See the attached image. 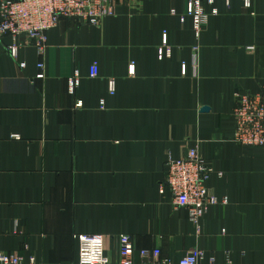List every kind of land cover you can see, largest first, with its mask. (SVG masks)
Wrapping results in <instances>:
<instances>
[{
	"label": "crops",
	"instance_id": "0c3cea01",
	"mask_svg": "<svg viewBox=\"0 0 264 264\" xmlns=\"http://www.w3.org/2000/svg\"><path fill=\"white\" fill-rule=\"evenodd\" d=\"M185 2L112 0L97 25L61 19L42 55L18 35L16 60L11 36L0 37V251L77 264L78 236L98 234L108 264H120L126 234L173 260L199 249V264H264V151L233 141L232 116L236 92L264 86V0H214L197 39L191 19L180 21ZM163 32L172 55L159 60ZM191 147L212 168L209 192L227 199L197 225L160 189L167 156Z\"/></svg>",
	"mask_w": 264,
	"mask_h": 264
},
{
	"label": "built area",
	"instance_id": "2783aa9c",
	"mask_svg": "<svg viewBox=\"0 0 264 264\" xmlns=\"http://www.w3.org/2000/svg\"><path fill=\"white\" fill-rule=\"evenodd\" d=\"M112 0H0V37L8 34L12 43L6 46V52L14 60L22 43L17 36L24 34L32 42L38 55H42L46 48L47 31L55 27L63 18H68L77 24L97 25L108 15L114 14ZM244 8L251 9L252 0H241ZM205 5L210 7L209 11ZM176 14L175 9L169 12ZM218 13L214 0H186L184 12L180 14V21L190 18L195 38H199L202 28L212 15ZM194 51L197 46L193 47ZM172 49L168 44L167 33L163 32L161 44L157 48L159 60L169 58ZM24 64L19 62V66ZM39 69L36 78H43V64H37ZM185 63H181V71L185 72ZM134 64H129L128 73L134 74ZM98 75L97 63L89 68V76ZM108 91L114 93V79H109ZM79 84V74L75 70L67 79V90L73 94ZM234 108L232 116L235 127L233 141L244 146H256L264 151V86L257 93L236 92L234 94ZM81 105L80 101L75 104ZM12 138L17 139V135ZM167 171L160 182V189L167 188L176 208H185L189 220L197 225L208 208L216 204H226L227 199L217 198L206 187V181L212 174V168L199 154L197 147L188 148L182 157L166 158ZM221 175V174H219ZM118 252L120 264H133V256L137 253L143 260L142 264H199L205 257L202 250L194 249L177 260L161 255L159 248L136 249L129 235L118 236ZM0 264H35L32 257L25 261L21 256L0 251ZM77 264H108L104 253L103 237L98 234H81L78 236ZM208 264H214L210 257Z\"/></svg>",
	"mask_w": 264,
	"mask_h": 264
},
{
	"label": "water",
	"instance_id": "95a60500",
	"mask_svg": "<svg viewBox=\"0 0 264 264\" xmlns=\"http://www.w3.org/2000/svg\"><path fill=\"white\" fill-rule=\"evenodd\" d=\"M202 109L206 110L207 108L205 107V108H202Z\"/></svg>",
	"mask_w": 264,
	"mask_h": 264
}]
</instances>
